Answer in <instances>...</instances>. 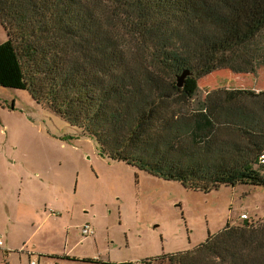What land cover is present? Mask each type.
<instances>
[{
    "label": "trees",
    "instance_id": "obj_1",
    "mask_svg": "<svg viewBox=\"0 0 264 264\" xmlns=\"http://www.w3.org/2000/svg\"><path fill=\"white\" fill-rule=\"evenodd\" d=\"M0 23V86L29 92L102 157L193 191L264 186V91L198 96L218 70L264 67V0H0ZM157 258L264 264V219Z\"/></svg>",
    "mask_w": 264,
    "mask_h": 264
},
{
    "label": "rangeland",
    "instance_id": "obj_2",
    "mask_svg": "<svg viewBox=\"0 0 264 264\" xmlns=\"http://www.w3.org/2000/svg\"><path fill=\"white\" fill-rule=\"evenodd\" d=\"M239 89L264 91V67L218 70L199 80L198 96ZM244 214L264 219V186L193 191L109 160L29 92L0 86V264H28L30 254L42 264H171L157 257L192 252Z\"/></svg>",
    "mask_w": 264,
    "mask_h": 264
},
{
    "label": "built area",
    "instance_id": "obj_3",
    "mask_svg": "<svg viewBox=\"0 0 264 264\" xmlns=\"http://www.w3.org/2000/svg\"><path fill=\"white\" fill-rule=\"evenodd\" d=\"M262 163L264 164V158L262 160ZM242 219L245 220V221H248L249 220V217L247 215H243L242 216ZM83 235H85V236L94 235V231L91 230V229H89V227H86L83 230ZM29 264H40V261H39V259L36 256H34L32 254L31 257H30V263ZM122 264H147V262L144 261V260H140V261L125 262V263H122Z\"/></svg>",
    "mask_w": 264,
    "mask_h": 264
},
{
    "label": "water",
    "instance_id": "obj_4",
    "mask_svg": "<svg viewBox=\"0 0 264 264\" xmlns=\"http://www.w3.org/2000/svg\"><path fill=\"white\" fill-rule=\"evenodd\" d=\"M192 75H193L192 72H190V71H184V72H183L180 76H178V78H177V86H178L179 88L184 87L187 78L190 77V76H192Z\"/></svg>",
    "mask_w": 264,
    "mask_h": 264
},
{
    "label": "crops",
    "instance_id": "obj_5",
    "mask_svg": "<svg viewBox=\"0 0 264 264\" xmlns=\"http://www.w3.org/2000/svg\"><path fill=\"white\" fill-rule=\"evenodd\" d=\"M245 215V214H244ZM248 221H250V218H249V220ZM31 255L32 254H30V256H29V260H28V264L30 263V257H31ZM34 255V254H33ZM35 256V255H34ZM140 260H145V258L144 259H128V260H122V261H117V262H111V261H109L108 263H111V264H122V263H125V262H131V261H140ZM40 264H42V261L40 260Z\"/></svg>",
    "mask_w": 264,
    "mask_h": 264
}]
</instances>
